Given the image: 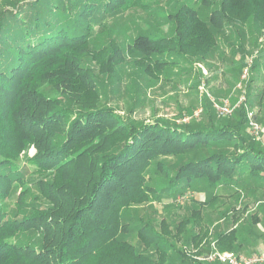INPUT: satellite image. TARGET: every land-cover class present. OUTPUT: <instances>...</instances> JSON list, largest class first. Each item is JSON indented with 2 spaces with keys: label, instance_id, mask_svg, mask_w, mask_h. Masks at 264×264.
Wrapping results in <instances>:
<instances>
[{
  "label": "trees",
  "instance_id": "trees-1",
  "mask_svg": "<svg viewBox=\"0 0 264 264\" xmlns=\"http://www.w3.org/2000/svg\"><path fill=\"white\" fill-rule=\"evenodd\" d=\"M175 3L162 21L131 15L150 12L145 0H16L0 9V203L17 195L14 211L0 208V264H165L176 233L130 215L134 206L187 192L204 193L212 206L220 187L264 182V150L246 129V102L219 124L181 125L137 123L100 104L106 80L129 57L159 81L181 58L205 62L227 30L240 38L239 26L264 23V0H202L197 9ZM122 15L134 34L120 40ZM162 22L172 24L169 35L152 31ZM238 45L230 51L242 53V63ZM208 107L217 111L205 98L201 112ZM32 147L27 163L39 176L38 194L18 166ZM202 221L194 211L177 235ZM202 228L192 237L197 247L210 237ZM132 234L155 248L157 261L128 242ZM238 241L232 229L213 244L241 254Z\"/></svg>",
  "mask_w": 264,
  "mask_h": 264
},
{
  "label": "rangeland",
  "instance_id": "rangeland-1",
  "mask_svg": "<svg viewBox=\"0 0 264 264\" xmlns=\"http://www.w3.org/2000/svg\"><path fill=\"white\" fill-rule=\"evenodd\" d=\"M14 1L16 0H0V9ZM187 1L197 9L202 0ZM145 3L149 7V13L139 9L131 11V15L148 20L149 15H153V18L162 21L164 16L175 12L177 7L175 0H145ZM127 15L119 17L121 28L119 32L123 33L119 36L120 40L121 36L127 39L134 34L132 27H128L130 18ZM255 21L245 27L235 26L236 29L238 28L240 38H236L235 33L230 34L227 30L225 35L221 36L215 53L205 62L189 63L185 59H179V67L171 70L166 79L159 81L149 79L139 67L134 65V58L129 57L126 64L106 80L107 87L100 93V104L112 107L120 116L137 123H151L160 119L181 125L194 119L193 122L210 119L213 124H219L229 119L234 112L226 117L218 111L209 112L208 107V112L205 109V112L198 114L197 112L204 108L205 98L218 104L227 102L234 107L244 99L247 110L257 115L256 119L261 127L259 138L251 137V141L256 147L264 150V23ZM104 22L112 27L114 20ZM143 28L147 29V24ZM116 29L118 31V28ZM171 29L172 24L169 22L152 26V31L159 36L169 35ZM149 34L151 35V32ZM116 35H112V38L118 39ZM238 43L245 50L242 63L238 61L242 53L236 56L230 51L231 46H239ZM233 61L239 63L243 67L242 70H239L238 65ZM202 85L204 90H201ZM249 118L250 116L248 120ZM246 129L249 132V126ZM33 154V147L22 153L18 166L23 177L30 182L33 192L38 194L33 182L37 181L39 176L27 163V159ZM169 161L171 164L175 163V160ZM215 193L217 199L212 206L204 204L206 198L204 193L187 192L171 199H152L134 206L130 215L144 223H150L158 232L167 229L173 235L176 233V240L171 241L173 250L165 264L184 263L185 259L181 255L198 261V257L213 250L214 237L217 233L232 229L238 232V244L241 245L239 253L250 255L260 252L257 247L264 245L262 244L264 243V182L251 183L249 190L220 187ZM16 201L17 195H13L0 203V208L12 212ZM194 211L202 217V226L209 231L210 236L209 240L203 241L199 247L193 242L192 237L203 230L202 226L195 227L190 224L182 236L177 235L176 231V226ZM128 242L142 255L154 261L158 260L155 248H147L136 234H132ZM201 250L203 253L198 255L197 252Z\"/></svg>",
  "mask_w": 264,
  "mask_h": 264
},
{
  "label": "built area",
  "instance_id": "built-area-1",
  "mask_svg": "<svg viewBox=\"0 0 264 264\" xmlns=\"http://www.w3.org/2000/svg\"><path fill=\"white\" fill-rule=\"evenodd\" d=\"M205 85V84H204ZM201 87V90L203 89V86ZM214 107L216 110L223 116H229L231 115L241 104L244 103V99H241L238 105L235 107L230 105L229 103L225 102L223 104H218L217 102H213ZM198 114L201 113V111L197 112ZM253 112H248L249 118V134L252 138L256 139L259 138L261 127L258 124L257 120L254 117ZM197 260L202 263H220V264H264V253H256L252 254L250 256L237 254L235 252L230 251H219L215 245H213V250L201 257H198Z\"/></svg>",
  "mask_w": 264,
  "mask_h": 264
},
{
  "label": "crops",
  "instance_id": "crops-1",
  "mask_svg": "<svg viewBox=\"0 0 264 264\" xmlns=\"http://www.w3.org/2000/svg\"><path fill=\"white\" fill-rule=\"evenodd\" d=\"M262 244H264V243H262ZM257 249H258L260 252L264 253V245H259V246L257 247ZM260 252H258V253H260ZM254 254H256V253H254ZM181 264H194V263L189 262V261H185L184 263H181ZM203 264H208V263H203Z\"/></svg>",
  "mask_w": 264,
  "mask_h": 264
}]
</instances>
